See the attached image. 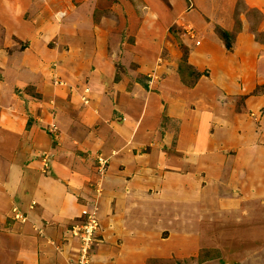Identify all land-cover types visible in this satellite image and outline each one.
Returning <instances> with one entry per match:
<instances>
[{"label": "crops", "instance_id": "1", "mask_svg": "<svg viewBox=\"0 0 264 264\" xmlns=\"http://www.w3.org/2000/svg\"><path fill=\"white\" fill-rule=\"evenodd\" d=\"M34 1L0 0V221L1 217L4 221H11L8 224L10 231H6L7 226L0 223V236L3 237L2 244L9 247V255L20 257L17 262L15 255L10 259L5 253L0 263L34 264L32 255L36 256L35 261H38V256H43L42 263L47 257L55 262L66 257L64 251L74 249L76 241L71 243L68 238L69 243L60 242L61 233L84 207L93 206L87 197L95 193L91 184L99 181L103 190L98 197L106 198L108 195L115 206L114 211L111 205L110 213L113 217L111 221L117 225H112L111 232L115 231L129 245H140L144 238L138 239V232L149 238L150 233L156 231L144 229L145 232H142L139 225L119 223L117 219L126 215L129 199H135L143 188L151 187L150 180H153L154 187H158L155 204L171 207L169 214L177 207L179 213L181 207L178 208L176 201L181 199L179 193L183 183L197 179V174H202V171L205 175L202 179H209L208 184L215 183L216 179L210 178L214 176L213 167L226 165L229 161L230 169L242 164L238 158L242 150L238 142L246 139L242 138L238 129H233L246 112L261 109V102L264 103V92L261 95L251 93L257 85L264 84V44L255 39V32L250 30L249 21L244 16L240 19L241 29L235 31V0H223V9H219V15L213 20L234 34L231 50H227L214 33L212 20L200 15L192 20L184 18L180 21L181 27L196 32L195 35L190 32L188 37L185 35L188 42L185 45L188 48L187 63L200 74L192 88L197 93L189 95L191 88L183 85L179 78V81L175 79L173 83H168L169 76L167 84L165 77L159 76L164 72L166 63H171L159 55L161 48L150 38H146V45L135 43L121 53L126 59L132 55L136 63L133 86L129 90L112 81L110 75L113 68L104 52L92 55L91 67L82 70L76 54L61 46L60 35L67 28L58 25L57 33L56 29L48 31L42 23L45 15L38 10L33 12L30 20L26 19V10L36 4ZM243 1L248 7L259 9L264 14V0ZM150 10L155 14L156 10L151 7ZM144 17L146 20L154 16L145 14ZM154 20L159 21V14ZM153 26L156 28L157 24ZM161 26L154 32L163 34L165 26ZM262 28L264 18L257 30L261 32ZM52 34L59 38V43L55 41L53 47H48L54 38ZM50 60L58 61L60 71L56 74L61 75L60 80L65 85L53 84L50 70L48 72ZM146 76L150 78L147 88L139 80ZM155 83H159L158 89ZM86 96L89 99L87 102L84 101ZM241 98L244 99L242 108L236 112L235 102ZM49 101L57 102L54 106L56 118L60 116L68 124L76 121L80 126L76 135L71 134L74 137L67 145L54 150L52 141L41 128L49 124L54 116L51 117ZM161 107H164L170 122L176 124L175 138L164 126V134L158 137L163 157L160 158L161 154H155L151 148H145L148 154L156 157L150 163L143 159L147 153H140V150L147 143L155 148L158 133L155 126L162 116ZM207 111L226 118L210 126L206 120L210 116ZM77 117L79 119L74 120ZM219 117L217 119H221ZM227 147L231 153L236 152L222 155L221 159L215 157ZM60 149L63 150L62 159L56 154ZM43 153L55 154L50 177L41 174L39 156ZM98 154L108 158L107 172L101 179L93 165V157ZM187 165L190 170L186 171ZM97 192L100 190L97 189ZM33 200L38 205L31 208ZM97 203L100 206L99 201ZM14 207H18L20 212H27L24 223L18 224L10 217ZM142 209H129V213ZM153 209L159 213L166 211L162 207ZM100 213L102 215V211ZM22 230L29 236L31 244L25 243L27 236ZM39 232L46 237L39 236ZM46 238H50V243ZM129 238L138 240L129 241ZM155 240L158 239L153 240L154 244ZM143 241L144 245L150 244L148 240ZM158 241L166 242V246L157 251L164 256L176 255L185 249L180 248V235L174 233L171 239L161 238ZM1 242L0 247L4 248ZM18 246L24 247L21 255L13 250ZM95 259L97 262V256Z\"/></svg>", "mask_w": 264, "mask_h": 264}, {"label": "rangeland", "instance_id": "2", "mask_svg": "<svg viewBox=\"0 0 264 264\" xmlns=\"http://www.w3.org/2000/svg\"><path fill=\"white\" fill-rule=\"evenodd\" d=\"M2 1L12 2L13 0ZM34 2L36 4L31 5L26 10V19L30 20L33 12L38 10L41 15H45V21H42V23L48 27V31L56 29L55 32L57 33L58 25L67 28L61 33L60 39H58L61 40V44L63 43L61 45L62 48H66V51L76 54V60L79 61V67H82V70L91 67L92 55L96 52H104L106 60L113 68V72L110 75L112 81L121 85V88L128 87L129 90L133 86L136 63L132 55H129V59H126L121 53L128 51L135 43L137 45L141 43L140 45L142 46L146 45L148 42L146 38L148 40L150 38L153 44L157 45L159 49L161 48L159 55H162L167 62L171 63L170 65L166 63L164 72L162 71L159 76L163 75L165 82L170 76L168 83H173L175 79H180L178 75L179 68L184 66L185 58L187 57L188 48L185 44L188 42L185 35H190V32H194L193 29L181 27V19L192 20L194 17L202 15L206 20H212L211 24L215 28L214 26L218 23L213 19L219 15V9H223V0H35ZM234 6L235 31L239 32L241 29L242 20L240 21V19L244 16L249 21L250 30L255 32V39L264 44V28H262L261 32L257 30L263 22V12L259 9L248 7L243 0H235ZM150 7L152 10H156L155 14H152ZM145 14L154 17L159 14V21L154 20V17L144 20ZM175 17L176 19L174 20ZM179 18L180 20H178ZM172 19L174 23L171 24ZM153 24H157L156 28L158 29L162 27L161 25H164L163 34L155 33L154 30L156 28H154ZM131 25H133V28ZM134 29L136 30L133 32ZM55 37L54 35L48 47H53L55 41L59 43V40ZM49 70L53 84L65 85V82L60 80L61 75L56 74L59 70L58 61L50 60L48 72ZM176 72H178L177 76L175 75ZM198 75L200 76L199 73ZM190 77L195 79L194 75ZM139 80L147 88L150 78L146 76L139 78ZM182 80L188 88H191L190 92H188L189 95L197 93L192 90L195 85H191L192 79L182 76ZM158 84L155 83L157 89ZM85 91L88 92L89 89L86 88ZM263 92L264 84H259L251 93L252 95H261ZM243 98L235 102V105L237 104L236 112L241 110ZM88 100L86 96L84 101L87 102ZM36 101L39 102V100ZM49 102L52 109L50 112L51 117L54 116L49 124L41 128L45 130L52 141L54 150L55 147L63 148V144L64 146L67 145L73 136L71 134L76 135V130L79 132L80 126L75 123L76 121L68 124V122L62 121L60 116L56 118L55 104L57 102ZM160 103H162V99ZM261 106V109L258 108L250 113L246 112L233 129H238L242 138L246 139L245 141L241 139L238 142L240 149H242L238 158L240 161L242 160V164L239 167L236 166L230 169L231 163L229 161L226 165L213 167L214 173L212 175L214 176L210 178L216 179L215 183L211 182L208 184L209 179H202V176H205L204 171H202V174L201 172L197 174V179H190L188 182L183 183L181 193H179L181 194V199L176 201L178 208L181 207L179 213L177 207L176 210L172 209L171 214H169L171 207L169 208L168 205L162 203L155 204V198H158L155 196L158 187L157 185L153 186V180L149 182L151 187L143 188L135 199H129L126 215H120L121 218L119 217L120 219L118 218L117 220H119V223L129 222V225H139L138 228H142V232H145L144 229L156 231V233H150L149 238L143 237V234L141 235L138 232L140 235L138 239L144 238L143 240L146 242L148 240L151 245L149 243L144 245L143 240L140 245H134V243L129 245L115 231V233L111 232L112 225H117L111 221L113 217H111L110 209L113 199L108 198V195L106 198H104L105 196L98 197L103 190V184L100 181L91 184L92 191H95V193H93V196L87 197V200L93 206L90 208L84 207L81 213L67 224L68 228L66 227V230L64 229L65 231L61 233L62 236L59 238L61 241H59L63 243H69L70 240L71 243L73 240L75 241V238L70 236L68 232L70 225L73 224L74 220L84 219L89 213H93L96 216L99 230L94 237L96 238V243L93 244L91 251H89L91 252L89 257L91 264H264L263 102H261ZM62 107H64V104ZM64 111L67 112V110ZM160 112L162 116L158 120V124L155 121L157 124L155 128L158 130L155 148L150 147L149 143H147L143 147L144 149L140 150V153H147L148 151L145 148L147 150L151 148L155 154H161V147L159 146L161 144L158 137L160 134H164V126L166 130L170 131V136L174 135L175 138V133L173 132L176 124L170 122V119L165 114L164 107H161ZM207 112H209L210 116L206 115V120L210 126H215L216 121L225 120L226 118L221 115L219 117L213 111ZM214 114L221 119H217L218 117ZM78 119L77 117L74 120ZM245 146H247V149ZM170 147L173 148V146ZM135 152L138 153L139 151ZM235 152L232 151V153ZM232 153L227 147V149H222L219 153H216L215 157L221 159L223 158L222 155ZM56 154L61 155L62 159L63 150L61 151L60 149ZM162 155L163 153L160 158L163 157ZM54 156L55 154L53 153L51 155L43 153L39 156L41 174L45 177L52 175L51 165L52 159L55 158ZM106 157L101 154L93 157V165L100 179L107 172L108 158ZM143 157L150 163L156 158L148 153L144 154ZM227 158L229 159V156ZM99 159H101V162H99ZM45 164L47 168H45ZM185 168L186 171L190 170L188 165ZM97 189L100 192H97ZM149 194L152 196H149ZM84 200L86 201V198ZM97 201H99L100 206H98ZM166 203H169V201H166ZM30 204H32L31 208L38 205L35 200ZM123 206L125 207L126 205L124 204ZM112 207L115 211V206L112 205ZM138 207L143 209L141 211L133 210L134 212L129 213V209ZM155 207H162L166 211L159 213L153 209ZM100 211H102V215ZM15 214H18V219H15ZM102 216L103 218H101ZM10 217L18 224L24 223L27 219V212H20L18 207H14L11 209ZM9 222L11 221H4V218L1 217L0 223L7 226L6 231H10ZM22 232L27 236L25 243L27 245L31 244L27 233L24 230ZM171 233L172 235L173 233L180 235L182 239V247L180 246V248L185 249L172 256H164L163 253H157V251L166 246L164 244L166 242L158 240L161 238L171 239ZM38 235L43 238L46 237L42 232H39ZM155 238L158 240H155L156 243L154 244L153 240ZM2 239L3 237L0 236V242ZM49 239L46 238L48 243H50ZM138 239L129 238V241ZM2 246L4 248L0 247V258L5 256V253H8V257L13 259L15 254L9 255V247L4 244ZM78 246L76 240L74 249L72 248L68 252L64 251L66 257L63 259L59 258L56 262L55 260L51 261L47 257L46 262L42 263L43 256H38V261H35L36 256L34 255H32V260L34 264H69L76 259ZM23 249V246L13 248L14 252L19 255L23 253ZM96 256L98 258L97 262ZM16 259L17 262L20 261L19 256H16ZM85 259L88 261L86 257ZM6 264L13 263L9 262Z\"/></svg>", "mask_w": 264, "mask_h": 264}, {"label": "built area", "instance_id": "3", "mask_svg": "<svg viewBox=\"0 0 264 264\" xmlns=\"http://www.w3.org/2000/svg\"><path fill=\"white\" fill-rule=\"evenodd\" d=\"M100 160L101 159H99V162H101ZM45 168H47L46 164ZM15 215V219H18V214ZM98 230L99 225L93 213H89L84 219L77 220L70 225V235L77 240L79 246L76 259L69 264H91L89 259L91 252L89 251H91L93 244L96 243V238L94 237Z\"/></svg>", "mask_w": 264, "mask_h": 264}, {"label": "trees", "instance_id": "4", "mask_svg": "<svg viewBox=\"0 0 264 264\" xmlns=\"http://www.w3.org/2000/svg\"><path fill=\"white\" fill-rule=\"evenodd\" d=\"M214 32L215 34L219 37V39L223 42V45L227 50H231L232 44L234 41V34H231L230 32L224 30L221 28L219 25L214 26ZM187 58V57H186ZM185 58V59H186ZM196 74V75H195ZM195 76V79L190 77V76ZM179 76H180V81L184 84L182 80V76H185L187 79H192L191 85H194L197 80H198V72L191 66L190 64L187 63V60H185L184 66L179 68ZM185 85V84H184ZM190 85V84H189ZM186 86V85H185ZM188 87V86H187Z\"/></svg>", "mask_w": 264, "mask_h": 264}, {"label": "clouds", "instance_id": "5", "mask_svg": "<svg viewBox=\"0 0 264 264\" xmlns=\"http://www.w3.org/2000/svg\"><path fill=\"white\" fill-rule=\"evenodd\" d=\"M69 232V231H68ZM69 234H70V232H69ZM71 236V235H70ZM76 241V240H75Z\"/></svg>", "mask_w": 264, "mask_h": 264}]
</instances>
